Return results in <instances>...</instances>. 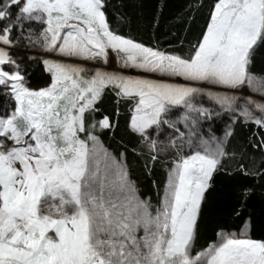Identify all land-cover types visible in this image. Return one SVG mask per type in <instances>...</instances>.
Instances as JSON below:
<instances>
[{
	"label": "snow or ice",
	"instance_id": "obj_1",
	"mask_svg": "<svg viewBox=\"0 0 264 264\" xmlns=\"http://www.w3.org/2000/svg\"><path fill=\"white\" fill-rule=\"evenodd\" d=\"M127 7L0 0V264H264V0Z\"/></svg>",
	"mask_w": 264,
	"mask_h": 264
},
{
	"label": "trees",
	"instance_id": "obj_2",
	"mask_svg": "<svg viewBox=\"0 0 264 264\" xmlns=\"http://www.w3.org/2000/svg\"><path fill=\"white\" fill-rule=\"evenodd\" d=\"M120 2L121 0H112V3L116 5H118ZM125 2L128 5L125 11L129 13H135L139 11V9H136L133 7L135 0H125ZM164 3L166 4V7H164L163 9V16H164V19L167 21L175 17V15L181 10V8L186 5L187 0H164ZM143 4L145 6L143 9L145 13V17L148 18L152 15V13L157 8V6L161 4V0H143ZM114 19L115 17H113V20ZM124 31H128L127 27L124 28ZM133 33L136 34L138 38L144 39V40H147L152 34L150 30L146 31L144 30L143 27L137 30L135 25L133 26ZM32 82L34 86L37 84L38 81H37L36 76H33ZM121 126H123V116L121 117ZM243 135H246V133H242L238 129V136H243Z\"/></svg>",
	"mask_w": 264,
	"mask_h": 264
}]
</instances>
